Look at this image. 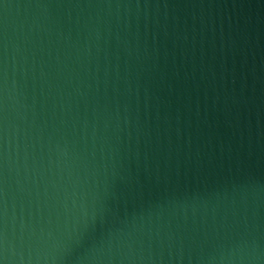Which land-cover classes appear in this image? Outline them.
<instances>
[{
    "label": "water",
    "instance_id": "1",
    "mask_svg": "<svg viewBox=\"0 0 264 264\" xmlns=\"http://www.w3.org/2000/svg\"><path fill=\"white\" fill-rule=\"evenodd\" d=\"M0 264H264V0H0Z\"/></svg>",
    "mask_w": 264,
    "mask_h": 264
}]
</instances>
